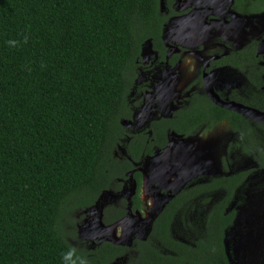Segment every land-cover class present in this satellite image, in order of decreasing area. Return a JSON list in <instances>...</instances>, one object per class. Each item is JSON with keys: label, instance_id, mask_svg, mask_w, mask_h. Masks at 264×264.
Listing matches in <instances>:
<instances>
[{"label": "trees", "instance_id": "1", "mask_svg": "<svg viewBox=\"0 0 264 264\" xmlns=\"http://www.w3.org/2000/svg\"><path fill=\"white\" fill-rule=\"evenodd\" d=\"M161 5V0H0V264H73L76 257L113 264L123 254L124 246L112 242L96 249L75 243L76 211L95 204L116 178H127L143 148L152 151L150 138L137 140L141 133H128L122 120L141 44L151 40L166 52ZM234 8L243 15L260 13L264 0H235ZM197 97L199 108L195 103L177 131L192 135L229 117L250 140L255 136L247 152L264 167V135ZM127 135L130 157L116 155ZM135 175L138 198L141 180ZM249 175L250 168L209 176L167 204L158 216L164 230L198 196L207 203L220 194L203 225L188 223L193 244L163 234L166 245L185 255L158 256L162 264L172 259L230 264L225 235L237 215L232 200ZM142 252L154 257L155 248L142 245Z\"/></svg>", "mask_w": 264, "mask_h": 264}, {"label": "flooded vegetation", "instance_id": "2", "mask_svg": "<svg viewBox=\"0 0 264 264\" xmlns=\"http://www.w3.org/2000/svg\"><path fill=\"white\" fill-rule=\"evenodd\" d=\"M161 1V11L164 16L162 38L165 43L166 52L162 55L161 51L154 47V43L151 40L141 44L140 57L137 60V66L134 71V84L132 85L129 94L128 107L125 113L126 115L122 120V123L124 127L127 128L128 133H141V136L136 137L137 140L142 137L150 138L149 144L150 147H152V151H147L146 148H143L145 152L141 153L138 161H134V169L126 173L127 178H116L115 182L113 181L110 184V187L105 189L108 190L112 188L115 190L123 188L125 182L129 179V173L132 172V177L135 182L133 193H131L128 199L123 198L116 203L108 204V207L104 212L106 216L105 223L111 225L122 220L124 217H127L129 214L135 215V213L138 212L144 214L146 212V209L148 208V200L143 198L144 175L146 171L144 172L141 168H146V160L154 157L158 152H162L168 146L169 141H171L172 138L177 140L175 139L177 136L184 139L200 136L202 134L209 133L219 126H225L229 129V133L232 134L234 139L233 142H229L228 144L227 156L225 158L232 157L231 155L235 151L240 150L248 157H251L253 159V163L245 168L237 170H231L229 165L225 164L223 172L216 174H201L189 180L179 192L175 193L165 203L162 210L155 215L151 221L148 233L145 236L134 237L130 243H122V245L120 243H115L106 237L98 238L92 244H88L86 241L81 239L74 241L79 245H86L90 249H96L98 246H102L103 242H112L114 244L124 246L123 254L116 256V258L119 257L118 260L124 259L125 264H151L153 260V264H162L158 256L162 255L175 258L185 255L183 250H175L174 248H170L166 245V241H164L162 237L163 234L166 233L169 236L172 235L181 241L193 244L192 237H189L190 234H194L190 231V226L203 225L205 217L220 197V194H215L212 196L210 201L204 203V196H198V198L195 199L196 201L193 204H190L189 208L182 207L181 212H176L174 218L172 217L169 223L168 229L164 230L163 225L161 226L159 222L160 219H158V216L162 212H167V204H169L173 199H177V197L180 196V194L186 189L202 184L207 177L212 175H229L233 172L250 168L249 179L243 187L237 190L232 200V208L237 209V215L234 220L235 223L241 206L246 202L247 196L245 191L248 189L249 184L257 180L259 177L264 176V167L259 165L257 160L247 152L249 148H252V140L254 141L255 136H253L250 140L249 136L245 134L247 131L243 132L241 129H235L233 124H231L229 117H224L223 119L215 122L211 127H209L208 124H204L195 132V134L192 135L181 133L177 131L176 128V125L183 123L185 115L192 111L195 103L198 107L197 95H200L204 96L215 109H220L221 112H226L227 114L240 116L241 119L246 120L249 125L255 126L258 134L264 135V123L253 120L237 111L221 107L216 102V100H220L222 102H236L264 112V47H261L260 52H258L260 43L264 41V31L261 32L257 38L250 40L241 47L236 46L233 41L231 43L229 40L225 41L226 39L221 34L216 35L214 41L217 40V44L221 42V45H216L214 52L201 61L200 66L197 69L198 73L193 80H191L183 89L178 88L176 91H173L171 88L174 82L175 74L178 73V75L181 76L183 73H186L183 70H179V66L181 67V63L183 64L185 61L186 53L183 52L186 48H184L185 46H181L183 44H180V42L173 38L176 35L175 30L177 29L176 26H178V21L193 9L199 11L207 10L209 20L215 19L218 16L215 15V7L211 4L206 7L189 5L182 8L183 0ZM234 3L235 0H232L230 6L231 12L243 15L235 10ZM208 9L211 11H208ZM243 16H258L260 19H263L264 10L260 13ZM171 24H173L174 27L169 30ZM167 31H169L170 34H167ZM209 38L210 37L207 39ZM207 39H204V41H207ZM170 40L179 43L178 45L180 49L178 51L172 52L170 50ZM227 42L229 44H227ZM204 45L207 49L208 43ZM209 48L207 50H209ZM241 50H244V55L239 54ZM148 58H150V60L145 62L144 60ZM175 59L178 60L173 64L172 61ZM189 67L190 65L188 68ZM177 69L178 71L176 72L175 70ZM199 87H202V90L199 89ZM176 92L178 95H176ZM148 95L150 96V101L147 100ZM171 96L176 97L174 102H170L168 100ZM137 119L145 120L143 122L138 121L139 125L143 126L142 128H137V126H135L136 122L134 123V121ZM236 138L238 139L237 142H235ZM258 138L263 139V137ZM131 139L132 138L129 135L122 139V144L119 146H123L124 151L122 155H128L127 144L131 141ZM116 151L115 154L117 155ZM128 157H130V155H128ZM225 166H227L228 169H225ZM136 173H138L141 180V191L138 198H136L138 183L135 175ZM105 190H103V192ZM98 197L96 198V201ZM139 202L140 207H137L136 203ZM208 204H212L211 208L206 212L204 217L200 218L197 213L198 207L206 206ZM77 210L83 212L84 209L79 208ZM185 211L188 212V215H186L187 218L185 221H181ZM78 215L79 213L77 212V217ZM188 223H190V226ZM230 229L226 232L225 244L227 233ZM148 244L150 247L155 248V255L154 257L151 256L152 258L148 256V253L143 256L142 245ZM226 250L230 260L227 244ZM162 261L163 264H174L173 259ZM182 264L189 263L186 260Z\"/></svg>", "mask_w": 264, "mask_h": 264}, {"label": "rangeland", "instance_id": "3", "mask_svg": "<svg viewBox=\"0 0 264 264\" xmlns=\"http://www.w3.org/2000/svg\"><path fill=\"white\" fill-rule=\"evenodd\" d=\"M232 0H183L182 8L189 5L215 7V15L218 17L209 20L207 10L193 9L185 14L176 26L175 40L185 46V61L179 66V70L186 73L179 76L175 74L171 90L183 89L196 77L200 63L209 54L213 53L217 44L215 36L221 34L230 43L241 47L254 40L264 31V18L258 16L238 15L230 10ZM208 11H211L208 9ZM174 25H170L173 29ZM167 34H170L167 31ZM210 37L209 39H207ZM223 38V40H224ZM207 39V41H204ZM211 40V41H210ZM208 43L209 50L204 47ZM179 43L169 41L170 50L178 51ZM227 44H229L227 42ZM150 58L145 59L148 62ZM190 67L188 68V66ZM178 68V67H177ZM176 72L178 71L175 70ZM139 81V80H138ZM178 85V86H177ZM202 90V87H199ZM176 95L177 92H176ZM175 96L169 97L170 102L175 101ZM150 101V96H147ZM179 100V99H177ZM149 108V107H147ZM146 108V109H147ZM137 119L135 126L142 128ZM169 141L168 146L158 152L154 157L146 160L147 167L144 170L143 198L148 200L146 212L129 214L122 220L108 225L105 222V209L110 203H116L123 198L128 199L133 193L134 178L132 172L129 179L121 189H108L102 192L95 204L83 212H78L76 226L81 240L92 244L101 237L111 239L115 243H130L136 236H145L151 221L158 214L165 203L191 179L201 174H216L224 171V165L237 170L245 168L253 163V159L240 150L235 151L229 158L227 148L229 142H233V136L225 126H219L207 134L191 138H179ZM237 138L235 142H237ZM123 146L116 151L117 155L123 154ZM246 193V202L241 206L234 225L226 237L227 249L231 264H263L264 263V176L249 184ZM212 204L198 207L200 218L204 217ZM83 209V208H82ZM75 238V236L73 235ZM75 244V243H74ZM113 264H125L124 259H119Z\"/></svg>", "mask_w": 264, "mask_h": 264}, {"label": "water", "instance_id": "4", "mask_svg": "<svg viewBox=\"0 0 264 264\" xmlns=\"http://www.w3.org/2000/svg\"><path fill=\"white\" fill-rule=\"evenodd\" d=\"M261 47H264V41L260 43L258 52H260V48ZM214 98H215V96H214ZM216 102L221 107L237 111V112H239L241 114H244V115L248 116L249 118H251L253 120H256V121H259L261 123H264V112L263 111H260V110H258L256 108L247 107V106H245L243 104L236 103V102H222L220 100H216Z\"/></svg>", "mask_w": 264, "mask_h": 264}, {"label": "clouds", "instance_id": "5", "mask_svg": "<svg viewBox=\"0 0 264 264\" xmlns=\"http://www.w3.org/2000/svg\"><path fill=\"white\" fill-rule=\"evenodd\" d=\"M27 36L24 37V42H27ZM7 43H9L12 46H15L16 41H8ZM75 252V249L70 250L68 253L63 255V259L65 261L68 260L69 257H72L73 254ZM73 264H88V260L86 258H82V257H76V259L73 260Z\"/></svg>", "mask_w": 264, "mask_h": 264}]
</instances>
